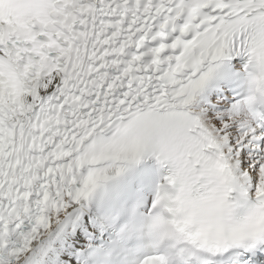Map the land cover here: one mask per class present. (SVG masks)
<instances>
[{
    "label": "snow or ice",
    "instance_id": "obj_1",
    "mask_svg": "<svg viewBox=\"0 0 264 264\" xmlns=\"http://www.w3.org/2000/svg\"><path fill=\"white\" fill-rule=\"evenodd\" d=\"M0 264H264V0H0Z\"/></svg>",
    "mask_w": 264,
    "mask_h": 264
}]
</instances>
